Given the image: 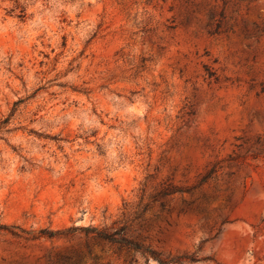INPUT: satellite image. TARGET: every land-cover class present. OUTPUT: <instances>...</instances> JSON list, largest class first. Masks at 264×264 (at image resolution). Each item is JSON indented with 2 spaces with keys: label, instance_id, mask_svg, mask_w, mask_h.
Here are the masks:
<instances>
[{
  "label": "rangeland",
  "instance_id": "374dc122",
  "mask_svg": "<svg viewBox=\"0 0 264 264\" xmlns=\"http://www.w3.org/2000/svg\"><path fill=\"white\" fill-rule=\"evenodd\" d=\"M155 258L264 264V0H0V264Z\"/></svg>",
  "mask_w": 264,
  "mask_h": 264
},
{
  "label": "trees",
  "instance_id": "16d2710c",
  "mask_svg": "<svg viewBox=\"0 0 264 264\" xmlns=\"http://www.w3.org/2000/svg\"><path fill=\"white\" fill-rule=\"evenodd\" d=\"M97 237L102 239V240H105V241H108V242H113V243H120V244H123L125 246H128L136 251H143L142 248L140 246H138L137 244L129 241V240H126L124 238H115L113 236V234H107V233H104L103 231H100L98 232L97 234ZM157 259V262L159 264H163V263H173L174 261H164V260H161L159 258H155Z\"/></svg>",
  "mask_w": 264,
  "mask_h": 264
}]
</instances>
